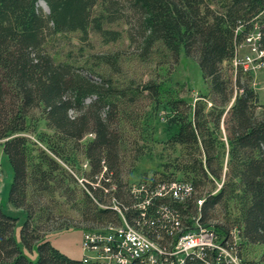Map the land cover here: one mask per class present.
Returning <instances> with one entry per match:
<instances>
[{
    "label": "trees",
    "instance_id": "1",
    "mask_svg": "<svg viewBox=\"0 0 264 264\" xmlns=\"http://www.w3.org/2000/svg\"><path fill=\"white\" fill-rule=\"evenodd\" d=\"M256 29L264 49V0H0V140L14 172L9 201L26 213L19 242L18 218L0 205V264H106L70 257L48 234L120 225L119 210L165 240L167 210L184 225L196 219L244 261L264 264V96L233 62ZM73 31L107 43L127 36L144 61L163 53L162 65L184 53L208 90L191 102L165 88L170 68L138 81L123 74L117 52L92 62L59 58L55 42ZM161 110L163 142L183 150L139 181L183 179L194 189L185 201L154 196L143 208L149 194H135L131 179L155 150ZM253 246L258 256L245 257ZM210 261L208 254L187 262Z\"/></svg>",
    "mask_w": 264,
    "mask_h": 264
},
{
    "label": "rangeland",
    "instance_id": "2",
    "mask_svg": "<svg viewBox=\"0 0 264 264\" xmlns=\"http://www.w3.org/2000/svg\"><path fill=\"white\" fill-rule=\"evenodd\" d=\"M42 5L48 10L45 3H42ZM55 43L54 48L59 58H71L80 62H86L87 60H91L92 62L93 57L117 52L120 54L123 74L135 77L138 81L158 77L160 73L166 77L165 73L170 68L172 73L169 80L164 83L165 88L173 90L176 94L187 98L191 102H194L201 92L208 90V85L203 78L197 61L192 57L186 56L184 53L181 54L176 64H172V59L171 63L168 62L162 65L163 53L155 54V57L150 61H144L138 57L135 47L131 45L130 39L127 36L116 42L107 43L92 32L85 39L80 31L69 32L67 35L60 37ZM248 54L252 55V50L250 46L244 45L240 49L239 55L242 58ZM236 59H233L234 63ZM249 71L252 74V84L257 88L261 96H264V65L262 67L252 66ZM147 103L148 101L146 100L141 102L140 105L145 106ZM164 114L165 111L161 110V113L154 121L156 125L155 138L158 140L155 150L137 163V169L132 175V182H138L144 174L152 176L156 172L159 173L165 170L164 164L179 155L183 150L181 145L170 149L163 142L169 134V126L166 124ZM179 176H181L180 173ZM13 179L14 172L12 165L4 152L3 144L0 140V205L7 214L18 218L14 234L20 242V231L26 220V213L16 208L9 201V192ZM86 231L82 227H70L50 232L48 238L54 246L65 254L75 259H83L88 254V250L84 248L83 243ZM260 251V246H253L246 250L243 255L253 258L257 257ZM29 255L34 260L38 256L37 252Z\"/></svg>",
    "mask_w": 264,
    "mask_h": 264
},
{
    "label": "built area",
    "instance_id": "3",
    "mask_svg": "<svg viewBox=\"0 0 264 264\" xmlns=\"http://www.w3.org/2000/svg\"><path fill=\"white\" fill-rule=\"evenodd\" d=\"M260 31H252L245 42L240 45L250 46L252 55L235 57V64L249 70L252 66L264 65V49L260 47ZM241 58V59H240ZM193 183L188 180L176 179L161 181L152 185L150 179L134 182L135 194H149L140 203L146 208L152 197L160 196L185 201L193 192ZM198 199V205L202 204ZM120 225H108L99 229L87 230L84 234V248L88 250L87 259L98 260L106 264H188V257L206 258L211 254L210 264H250L244 261L235 246L226 242L213 226L202 224L193 219L190 225L181 223L175 213L167 210L166 216L170 227V238L165 240L161 234L152 236L143 229L131 225L123 213ZM90 252V253H89ZM94 253V254H91Z\"/></svg>",
    "mask_w": 264,
    "mask_h": 264
}]
</instances>
